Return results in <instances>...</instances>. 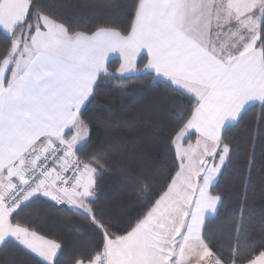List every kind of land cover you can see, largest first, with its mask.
Returning <instances> with one entry per match:
<instances>
[{
  "label": "crops",
  "instance_id": "0c3cea01",
  "mask_svg": "<svg viewBox=\"0 0 264 264\" xmlns=\"http://www.w3.org/2000/svg\"><path fill=\"white\" fill-rule=\"evenodd\" d=\"M29 9V0H0V25L13 36L12 50L0 62V208L2 199L23 181L28 154L67 143L71 151L55 165L51 181L56 184L64 177L66 165L86 141L80 112L111 59H119V74L151 72L197 99L185 127L196 134L194 140L218 143L246 109L264 103V58L258 46L264 0H141L128 35L113 28L69 33L43 16L34 25L26 24ZM37 29L43 33L42 45L33 43ZM49 31L53 34L47 35ZM142 56L146 60L140 68ZM17 161L20 166L15 167ZM82 177L67 194L72 205ZM193 178L200 180L196 172ZM42 193L54 194L47 186ZM10 218L0 214V246L14 240L52 264L60 244ZM146 244L141 251L145 258H139L107 239V264L114 262V255L135 264H165L160 261L165 255L161 244L153 239ZM197 251L199 263L211 256L204 247Z\"/></svg>",
  "mask_w": 264,
  "mask_h": 264
},
{
  "label": "trees",
  "instance_id": "16d2710c",
  "mask_svg": "<svg viewBox=\"0 0 264 264\" xmlns=\"http://www.w3.org/2000/svg\"><path fill=\"white\" fill-rule=\"evenodd\" d=\"M26 24L47 16L69 33H92L113 28L128 35L141 0H29ZM133 13L135 15L133 16ZM259 48L264 58V16L259 28ZM13 36L0 25V62L11 52ZM142 56L138 66L145 64ZM119 59L109 61L100 75L87 111L80 112L90 140L76 154L97 170L95 198L88 201L90 213L45 196L33 197L11 214V222L56 241L63 247L58 264L93 262L105 250L108 238L129 235L165 196L181 165L168 137L187 126L199 101L171 82L151 72L117 73ZM180 117H184L183 122ZM191 133L186 143L194 140ZM220 142L231 147L226 167L210 187L223 197L219 219L232 225L245 219L246 238L257 245L264 237V103L252 105L237 123L228 126ZM95 210V223L88 217ZM202 239L213 256L230 264L235 235L205 220ZM238 264H247L249 253L241 250ZM0 264H47L14 240L0 246Z\"/></svg>",
  "mask_w": 264,
  "mask_h": 264
},
{
  "label": "rangeland",
  "instance_id": "374dc122",
  "mask_svg": "<svg viewBox=\"0 0 264 264\" xmlns=\"http://www.w3.org/2000/svg\"><path fill=\"white\" fill-rule=\"evenodd\" d=\"M43 17L51 19L47 16ZM51 21L54 20L51 19ZM50 34H53V31H49L47 35ZM42 37L43 33L37 29L32 37L33 43L36 45L44 44L41 41ZM19 38L16 35L14 38L15 42ZM84 127L86 130L90 129L87 124H84ZM190 135L191 132L184 128L175 138L174 144L176 145V153L181 168L167 194L159 200L149 217L140 223L131 234L117 238H108L110 245L113 244L114 247L119 243L126 246L124 249L128 252L129 256L135 254L139 258H145V256L141 255V251H144L146 243L150 239H153L154 242L157 240L161 244V251H164L165 255L161 257L160 261L165 264H193L190 262L191 260H197L194 261V264L197 262V264H215L217 257L212 256L213 254L201 237L204 221L210 215L209 209L214 202L220 199L210 192V187L220 174L219 160L214 156V153L218 147L227 146V144L220 141L213 143L201 138L186 143ZM94 169L93 167H89L86 175L81 176L83 186L76 187L80 191H76L78 195L73 205L67 202L66 204L80 211L90 213L88 201L92 198L88 196V192L92 187ZM195 172L199 174L200 180L193 182L192 179H194L193 175ZM81 177H79V182ZM93 191H95V188ZM41 195L49 199L54 198V194L48 195L42 193ZM0 214L5 217L11 215L4 206L0 208ZM2 229L0 228V232L3 231ZM142 244L144 245L143 247ZM200 247L206 248L211 256L205 260H201L199 263V259L197 258L199 252L197 250ZM107 248L108 244L106 250ZM106 254H108V251ZM107 257L109 260L110 255L108 254ZM116 257V255L113 256L114 262L111 264H135L130 258L117 260ZM76 264H91V262L79 261Z\"/></svg>",
  "mask_w": 264,
  "mask_h": 264
},
{
  "label": "built area",
  "instance_id": "2783aa9c",
  "mask_svg": "<svg viewBox=\"0 0 264 264\" xmlns=\"http://www.w3.org/2000/svg\"><path fill=\"white\" fill-rule=\"evenodd\" d=\"M70 151V146L67 143L60 142L40 153L26 155L24 161L27 164V169L24 179L2 199L4 208L11 214L16 212L27 201L39 196L45 186L50 188L56 195V201L61 202L59 205L66 204V202L70 203L67 194L75 189L80 175L89 168L88 162L76 154L73 161L66 165L64 177L56 184L53 183L51 174L55 165ZM14 166H20V161H17ZM107 263L108 257L105 250L93 261V264Z\"/></svg>",
  "mask_w": 264,
  "mask_h": 264
},
{
  "label": "snow or ice",
  "instance_id": "6c2138e0",
  "mask_svg": "<svg viewBox=\"0 0 264 264\" xmlns=\"http://www.w3.org/2000/svg\"><path fill=\"white\" fill-rule=\"evenodd\" d=\"M138 2L139 0H134V3H138ZM134 15L135 13H133V16ZM90 102L91 100L88 101V103ZM87 107L88 104L86 103L84 105V111H87ZM180 119L183 122L184 117H180ZM69 131H71V129H69ZM92 131H94V129L87 130L85 143H87V141L90 140ZM173 138H174L173 136H169L168 141H169V147L174 152L176 150V145L172 143ZM230 154H231L230 146H222L216 149L214 156L219 160V172H222L223 169L226 167L228 157L230 156ZM95 175H96V170L94 169L92 187L89 189L88 192V196L91 198H95L97 194L95 191H93V189L95 188ZM56 203L59 204L61 202L57 200ZM222 203H223V197H220L218 201L213 203V205L209 209L210 215L208 219L218 221V223L215 225L216 228H226L231 234L235 235V242L232 246V251L227 256V260L230 262V264H238V261L241 260L242 257L238 256L237 253L241 250H245L249 253V255L246 258L247 264H264V237L261 238V242L259 243V245H257L255 241H249L246 238L245 219L243 217L236 225H232L229 218H225L222 220L219 219L221 213L220 204ZM88 218L95 223L94 209H91V215ZM206 223L207 221H205V224ZM260 230L262 233H264V221L260 223ZM62 251H63V247L61 246L55 259L53 260V264H58L59 254L62 253ZM215 264H223V260H221L220 257H217Z\"/></svg>",
  "mask_w": 264,
  "mask_h": 264
}]
</instances>
